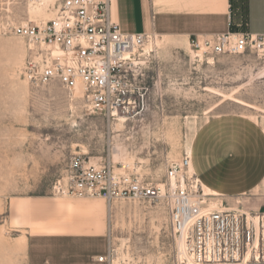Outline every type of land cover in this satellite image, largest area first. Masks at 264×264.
Returning <instances> with one entry per match:
<instances>
[{"label":"rangeland","instance_id":"obj_1","mask_svg":"<svg viewBox=\"0 0 264 264\" xmlns=\"http://www.w3.org/2000/svg\"><path fill=\"white\" fill-rule=\"evenodd\" d=\"M54 1L0 0V264H187L180 261L162 206L125 199L109 211L103 198L58 196L53 185L75 153L94 163L129 166L161 183L167 165L190 151L195 134L213 116L242 114L264 128V58H199L190 43L195 36L158 37L146 47L152 57L143 58L145 108L108 119L86 111L79 94L69 97L59 83L35 86L22 73L28 43L11 28L50 19ZM41 2L47 10L33 13ZM215 199L264 212V181L247 194ZM90 201L107 208L100 223L81 206ZM59 203L80 212H60ZM66 217L64 233L37 230L40 223L53 226ZM103 254L108 262L98 260Z\"/></svg>","mask_w":264,"mask_h":264},{"label":"built area","instance_id":"obj_2","mask_svg":"<svg viewBox=\"0 0 264 264\" xmlns=\"http://www.w3.org/2000/svg\"><path fill=\"white\" fill-rule=\"evenodd\" d=\"M52 8L54 14L46 21L11 28L28 43L25 79L35 86L57 82L71 98L80 92L86 111L108 119L144 109L143 58L152 57L146 47L158 34L122 31L112 15V0H56ZM190 43L199 58H264V32L227 31L195 36ZM191 162L188 150L167 165L161 183H153L129 166L94 163L75 153L53 191L62 197L103 198L109 211L125 199L162 206L175 238L185 245V251L178 246L182 263L187 254L195 264H264V212L251 213L215 199L219 195L205 191ZM98 260L109 261L107 255Z\"/></svg>","mask_w":264,"mask_h":264},{"label":"crops","instance_id":"obj_3","mask_svg":"<svg viewBox=\"0 0 264 264\" xmlns=\"http://www.w3.org/2000/svg\"><path fill=\"white\" fill-rule=\"evenodd\" d=\"M112 15L124 32H154L171 41L227 31L264 32V0H112ZM190 151L193 171L208 191L223 199L247 194L264 181V128L248 116H213L195 134ZM81 206L95 223L107 210L91 201ZM59 210L80 212L72 203H59ZM58 221L53 226L40 223L37 230L64 233L69 219Z\"/></svg>","mask_w":264,"mask_h":264},{"label":"bare ground","instance_id":"obj_4","mask_svg":"<svg viewBox=\"0 0 264 264\" xmlns=\"http://www.w3.org/2000/svg\"><path fill=\"white\" fill-rule=\"evenodd\" d=\"M56 1V0H55ZM55 1L52 3V2H50V3H52V4H54L55 3ZM40 5H42L41 7L40 6H34V7H32L31 9H32V11H33V13H41L42 14V9L44 8V9H46V6H47V2H41L40 3ZM47 10V9H46ZM159 36L157 35L156 36V38L154 39V41L158 38ZM166 40L168 41L169 39H167L166 38ZM153 42V41H152ZM151 42V43H152ZM150 43V44H151ZM209 60H211V61H213V58H209ZM77 94H79V96L81 97V94H80V92H78ZM234 100H236L237 102H239V103H241V104H243V105H246V106H248V107H251V108H255L256 109V107L254 106V105H252V104H249V103H246V102H243V101H240V100H238V99H234ZM117 116H120L119 114L117 115ZM192 167V166H191ZM256 220H257V218H256ZM179 246H180V249H181V251H185V245H184V243H183V241H179ZM185 255V258H186V262H187V264H195L193 261H192V259L187 255V254H184ZM184 255L182 256V258H184ZM248 260V259H247ZM249 262V261H248Z\"/></svg>","mask_w":264,"mask_h":264}]
</instances>
